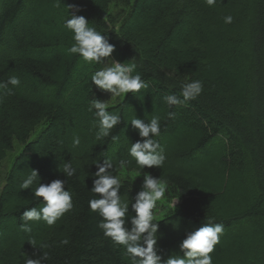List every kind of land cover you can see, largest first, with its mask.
Returning <instances> with one entry per match:
<instances>
[{"label":"trees","instance_id":"16d2710c","mask_svg":"<svg viewBox=\"0 0 264 264\" xmlns=\"http://www.w3.org/2000/svg\"><path fill=\"white\" fill-rule=\"evenodd\" d=\"M56 2L0 0V81L20 79L11 95L0 90V175L7 154L16 144L22 147L2 178L0 264L42 255L30 239L37 247L50 245L43 264H129L123 248L98 227L102 218L88 207L98 195L89 189L95 163L104 158L117 168L121 160L131 161L124 171L144 175L127 154L140 139L129 121L153 116L160 117L155 139L166 159L162 167L144 171L165 181L163 198L177 202L155 220L158 254H175L186 232L212 220L224 225L213 264H264V0H217L211 7L204 0H61L59 7ZM69 5L107 35L115 45L113 58L135 63L146 89L119 99L91 86V74L102 65L67 53L72 34L63 21ZM228 15L233 20L225 24ZM192 80L202 82V93L170 108L163 97L180 96L181 85ZM95 97L121 115L112 130L115 142L111 136L95 139L88 111ZM74 136L78 147L72 146ZM66 161L77 168L66 183L73 209L52 226L29 222L32 232H22L23 211L41 205L19 185L32 169L42 183L64 179L58 167ZM131 189L124 182L122 198L131 200ZM10 226L16 234L7 235ZM63 239L69 243L62 245Z\"/></svg>","mask_w":264,"mask_h":264},{"label":"clouds","instance_id":"9594fccd","mask_svg":"<svg viewBox=\"0 0 264 264\" xmlns=\"http://www.w3.org/2000/svg\"><path fill=\"white\" fill-rule=\"evenodd\" d=\"M60 2L61 0H57V7ZM204 2L211 7L217 3V0H204ZM67 7L69 16L63 21V27L72 34V43L66 49L67 53L77 55L85 64L102 65L91 74V86L109 93L111 97L135 94L141 89H146L148 84L140 74L135 73V63H121L113 58L115 45L109 42L107 35L97 31L84 16L77 15L76 13L80 11L78 6ZM223 19L225 24H230L233 20L230 15ZM109 59L111 63L108 62ZM19 85V77L9 76L6 81H0V90H5L7 95H11L13 88ZM202 91V82L192 80L181 85L180 96L169 94L163 99L171 108L196 99ZM88 111L93 114L95 139L101 141L111 136L114 142L117 141L118 137L112 135V130L121 123L119 111H110L105 100L96 97L89 101ZM168 115L171 118L174 113L169 112ZM129 124L140 139L131 143L127 148V154L135 161L137 168L144 172V175L139 190L131 196V200H128L122 198L120 193L124 183V170L131 161L121 160L118 168L110 158H104L95 163L97 171L94 172L95 178L92 179V187L89 191L97 194L98 198L90 199L88 207L102 218L98 227L105 237L123 248L129 264H213L211 253L224 233V225L214 223L212 220L186 232L185 238L179 244V251L174 252L175 254H170L166 259L158 254L160 251L157 246L159 223L155 222L153 210L157 206V201L165 196L166 182L144 169L160 168L166 159L163 147L155 139L160 134V117L153 116L147 122L133 117ZM79 145L80 138L74 136L72 146ZM58 171L64 175V179L42 183L38 171L32 169L19 185L21 190L30 189L33 198L37 199L41 205L26 208L23 211L20 217L22 232L27 234L32 232L29 222L43 221L48 226H52L73 209V193L66 189V183L67 178L76 175L77 168L73 167L70 161H66L62 168L58 167ZM33 185H35L34 188ZM132 190L133 186L131 192ZM178 226L173 225L174 228ZM29 242L34 248L41 250L42 255L36 259L26 256L23 264H43L49 258L44 249L49 248L50 245L40 242L37 247L34 239H30ZM60 243L67 245L69 241L63 239Z\"/></svg>","mask_w":264,"mask_h":264},{"label":"rangeland","instance_id":"374dc122","mask_svg":"<svg viewBox=\"0 0 264 264\" xmlns=\"http://www.w3.org/2000/svg\"><path fill=\"white\" fill-rule=\"evenodd\" d=\"M113 7V6H112ZM124 95H121L119 96L118 98L121 99ZM80 101V100H79ZM116 100H110L109 104H112L114 103ZM65 104L67 103H64V107H65ZM67 106V105H66ZM83 111V110H82ZM87 110H84L83 112H80L79 114L81 116H84L83 113H85ZM138 116V115H137ZM42 130V127L38 128L35 133L31 136V140L34 139L38 133ZM170 140V141H169ZM168 140V145L174 143V141L172 142L171 139ZM22 150V147L20 145H15L13 151L9 152L6 156V159L3 163V167H2V172L3 174L0 175V192L2 191V188L4 186V180H2L4 174L10 169L11 167V164H12V161L13 159H15L17 157V155L20 153V151ZM126 152V151H125ZM126 155V154H125ZM132 159V158H131ZM166 162H169V161H166ZM167 165H170L169 163H166ZM35 165H37V163H35ZM176 166V168H178V170H181L183 169V167L185 165H183L182 163H178L176 162L174 167ZM142 177L143 175L142 174H137L136 172L134 171H130V172H126L124 171V177H123V180L124 182H129L131 184V187L133 186V191L136 193V191L139 190V185L142 181ZM177 205V202H170L168 203L166 201V199L162 198L160 201H157V206L156 208L153 210V214H154V219L155 220H159V219H162L164 217V215L167 213V211L171 208H174L175 206ZM16 229L12 226L9 227V231L7 233V235H11V234H16ZM158 237L160 239V234H158ZM158 239V240H159ZM0 245H1V242H0ZM232 257H235V254H232L231 255Z\"/></svg>","mask_w":264,"mask_h":264}]
</instances>
